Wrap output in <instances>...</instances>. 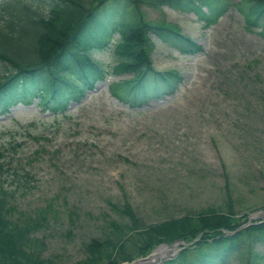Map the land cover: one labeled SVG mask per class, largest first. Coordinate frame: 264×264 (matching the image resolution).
I'll return each instance as SVG.
<instances>
[{
  "label": "rangeland",
  "instance_id": "374dc122",
  "mask_svg": "<svg viewBox=\"0 0 264 264\" xmlns=\"http://www.w3.org/2000/svg\"><path fill=\"white\" fill-rule=\"evenodd\" d=\"M33 1L42 9L46 4ZM146 1L135 0L143 19L171 22L200 45L184 53L152 37V67L181 75L170 94L131 108L109 93L107 83L126 76L110 71L111 44L118 36L112 31L107 48L90 52L105 73L79 100L54 115L34 103H13L0 112L6 159L0 179L13 189L9 213L47 212L32 233L33 247L57 264L83 261V245L91 237L118 235L109 221L128 233L124 201L141 225L212 209L246 218L261 209L250 218H264V39L257 28H245L230 5L203 26L190 11ZM107 6L123 19L134 11L126 0H108ZM136 237L124 241L132 258L116 264L140 257L134 254ZM195 238L181 239L166 258ZM238 242L240 257L226 264H242L254 253L264 264L261 240L243 235Z\"/></svg>",
  "mask_w": 264,
  "mask_h": 264
},
{
  "label": "trees",
  "instance_id": "16d2710c",
  "mask_svg": "<svg viewBox=\"0 0 264 264\" xmlns=\"http://www.w3.org/2000/svg\"><path fill=\"white\" fill-rule=\"evenodd\" d=\"M45 1L43 9L33 0L0 2V62L4 64L0 71V112L19 100L37 104L54 115L70 101L79 100L105 73L90 52L107 48L112 31L118 36L111 44L113 64L110 71L126 76L107 83V89L114 98L131 108L141 105V100L170 94L181 79L174 69L152 67L149 56L152 37L179 52L191 53L200 49V45L175 24L143 19L135 0H126L134 5V11L129 12L130 17L126 19L107 6L108 0ZM146 2L190 11L203 26L213 23L230 5L242 16L243 26L257 28V34L264 39V0ZM137 95L141 99H136ZM5 161L0 150V173L6 170ZM227 184L224 179L225 188ZM12 196L13 189L3 185L0 179V264H57L50 256L41 255L39 248L33 247L36 238L32 233L46 221L47 212L13 216L9 213ZM124 202L120 209L127 216L128 233L109 221L118 235L89 238L83 245L86 254L83 261L75 260L71 264H96L101 255L104 259L99 264L129 260L132 256L123 247L130 236H137L134 250L137 256L145 255L159 242L169 243L173 239L188 242L196 237L174 256L155 264H226L230 257H240L238 240L243 235H251L264 245V218L251 219L252 222L234 230L246 220V213L235 216L230 209H212L195 217L183 213L141 225ZM37 241L42 244L41 240ZM258 256L254 253L242 264H258L255 261Z\"/></svg>",
  "mask_w": 264,
  "mask_h": 264
},
{
  "label": "water",
  "instance_id": "95a60500",
  "mask_svg": "<svg viewBox=\"0 0 264 264\" xmlns=\"http://www.w3.org/2000/svg\"><path fill=\"white\" fill-rule=\"evenodd\" d=\"M260 213H261V209H257L255 211L251 212L250 215L247 216L246 220L243 223H241L240 225H238L235 228V230L238 229L239 227H242V226L247 225L249 222H251L250 217H253L254 215L260 214ZM178 243H182V240L181 239L174 240L170 244L159 243L155 247H159V246L164 247L166 249V253L165 254H162L161 257L166 258L168 255H173L175 253V251L181 247V245H180V247H176V244H178ZM155 247H153L151 250H153ZM168 248H170L169 252H167V249ZM144 256H146V255H144ZM144 256L138 257V258L134 259V261L139 260V259L143 258ZM158 261H159V259H156V260H154V261H152L151 263H148V264H155Z\"/></svg>",
  "mask_w": 264,
  "mask_h": 264
},
{
  "label": "bare ground",
  "instance_id": "6f19581e",
  "mask_svg": "<svg viewBox=\"0 0 264 264\" xmlns=\"http://www.w3.org/2000/svg\"><path fill=\"white\" fill-rule=\"evenodd\" d=\"M166 252V249L162 246L159 247H155L152 252L150 253V255L143 257L139 260H136V262H132L130 264H141L143 262H145L146 264L151 263L152 261H154L158 256L164 254Z\"/></svg>",
  "mask_w": 264,
  "mask_h": 264
}]
</instances>
